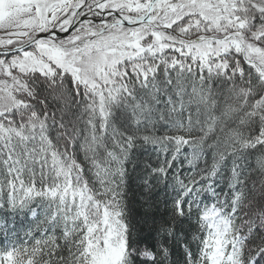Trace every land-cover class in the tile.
<instances>
[{
  "label": "snow or ice",
  "instance_id": "1",
  "mask_svg": "<svg viewBox=\"0 0 264 264\" xmlns=\"http://www.w3.org/2000/svg\"><path fill=\"white\" fill-rule=\"evenodd\" d=\"M0 264H264V0H0Z\"/></svg>",
  "mask_w": 264,
  "mask_h": 264
}]
</instances>
